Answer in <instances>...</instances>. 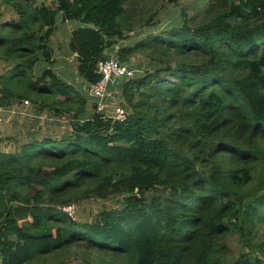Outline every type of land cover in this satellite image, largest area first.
Masks as SVG:
<instances>
[{"label":"trees","instance_id":"trees-1","mask_svg":"<svg viewBox=\"0 0 264 264\" xmlns=\"http://www.w3.org/2000/svg\"><path fill=\"white\" fill-rule=\"evenodd\" d=\"M132 1L0 0L15 16L0 24V108L29 101L72 131L0 152V264H264V0H197L199 22L184 12L119 48L120 64L155 63L117 82L119 121L57 74L50 42L76 23L77 74L95 84ZM111 198L89 223L59 209Z\"/></svg>","mask_w":264,"mask_h":264},{"label":"rangeland","instance_id":"rangeland-1","mask_svg":"<svg viewBox=\"0 0 264 264\" xmlns=\"http://www.w3.org/2000/svg\"><path fill=\"white\" fill-rule=\"evenodd\" d=\"M200 8L201 5L197 0H175L174 2L170 0L132 1L127 5L128 12L123 21V23H125V36L127 38L126 40L120 41L119 45H115L113 48L109 49V55L112 56L117 54L119 50H116V47L124 48L136 46L149 36L158 35L162 33V31L169 30L174 26H180L183 21L182 14L184 12L190 17L192 26V21L197 23L200 20ZM151 18L154 20L150 25L149 23H151V20L149 21V19ZM3 21V18L0 16V24ZM155 23L157 24L155 25ZM129 28H131V31H128ZM54 38L55 35L53 36V39ZM66 52L67 50L65 47L59 44L58 39H55L53 42V57L55 59L53 68L61 78L70 84L75 83L73 84L74 87L82 92V94L88 96V84L77 74V60L72 56H64L63 54ZM45 64L46 63L42 61L39 66L40 69ZM126 64L135 71V77L141 76L147 68L150 70H154L155 68V63H151L150 59H148L147 55L142 51L135 52ZM65 73L67 77H64ZM117 82L112 87L110 99V103L115 107L117 105L122 106L121 103H123L120 89L117 87ZM91 105L95 112L94 103L92 102ZM24 106L26 108L23 107L22 104L19 105V109L15 113L6 111L0 112V116L3 118V124L0 127V152H13L22 149L23 145L31 139L32 135L37 138L53 136L57 139H61L63 135L72 132L67 117H57L49 110L39 111L31 102H29L28 105L24 103ZM36 121H38L39 125L32 130L31 126L34 125ZM70 204L75 205L76 209V216L73 221L89 223L92 222L101 211L120 206L121 198H111L108 200L88 199L74 201ZM231 247L234 252L236 251V254L238 251L237 243L234 241L231 242Z\"/></svg>","mask_w":264,"mask_h":264},{"label":"built area","instance_id":"built-area-1","mask_svg":"<svg viewBox=\"0 0 264 264\" xmlns=\"http://www.w3.org/2000/svg\"><path fill=\"white\" fill-rule=\"evenodd\" d=\"M116 50H119V48L116 47ZM97 69L101 79L97 83L87 86L89 96L94 100L95 113L104 114L108 118L124 121L128 112L123 106L117 105L115 107L110 103L112 95L110 89L120 79L134 78L136 75L135 71L132 70L128 64H120L113 55L110 59L99 62ZM25 104L28 105L29 101H25ZM2 111L3 109L0 108V112ZM2 124L3 118L0 116V127ZM59 209L65 213L68 218L72 220L75 219V205L68 204L59 207Z\"/></svg>","mask_w":264,"mask_h":264},{"label":"crops","instance_id":"crops-1","mask_svg":"<svg viewBox=\"0 0 264 264\" xmlns=\"http://www.w3.org/2000/svg\"><path fill=\"white\" fill-rule=\"evenodd\" d=\"M36 2V5H41V4H46V5H50L52 0H34ZM0 16L1 18H3L4 21H9L11 19H14L15 16H14V13L13 11L10 9V7L8 6H5L3 4L0 5ZM3 21V22H4ZM76 27V23L74 22H59L58 23V26H57V30L55 32V38L53 39V36H52V40L50 42V46L52 47L53 49V42L55 41V39H58L59 41V44L63 45V47H65V49L67 50L66 53H64L63 55L64 56H72L75 60H77V55L75 53H72L70 47H69V39H70V36H71V33L72 31L75 29ZM56 55V53H55ZM77 62V61H76ZM77 65H78V62H77ZM40 66V65H39ZM37 67V72H41L43 71V69H45L47 67V65H43L40 69V67ZM59 66V65H58ZM62 67V66H61ZM70 67V66H69ZM56 68L58 69V67L56 66ZM78 68V66H77ZM76 68V69H77ZM9 69V65H7L6 63H3L0 61V75H2L3 73L6 72V70ZM69 69V68H68ZM63 77V76H62ZM64 77H67L66 73L64 74ZM84 81V80H83ZM85 82V81H84ZM75 84V83H73ZM72 84V85H73ZM113 87V86H112ZM112 87L110 89V91H112ZM112 93V92H111ZM88 97L90 98V100L94 103V100L93 98H91L89 95ZM90 101V102H91ZM91 102V103H92ZM24 103H21L23 107L24 106ZM21 104H18V105H14L13 107H10V108H7V109H3V111H6V112H11V113H15L18 109H19V105ZM26 108V107H25ZM93 109H92V113H93ZM39 125V124H38Z\"/></svg>","mask_w":264,"mask_h":264}]
</instances>
